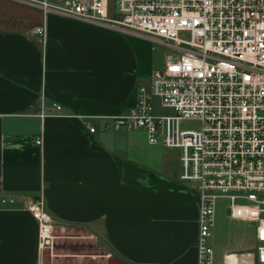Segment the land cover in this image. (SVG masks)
I'll list each match as a JSON object with an SVG mask.
<instances>
[{
    "label": "crops",
    "instance_id": "crops-1",
    "mask_svg": "<svg viewBox=\"0 0 264 264\" xmlns=\"http://www.w3.org/2000/svg\"><path fill=\"white\" fill-rule=\"evenodd\" d=\"M142 39L155 41L45 13L37 0H0V264H43L38 223L26 207L38 198L54 221L48 264H82L86 254L62 245L77 237L105 244L106 261L197 264L198 199L180 179L179 151L150 144L142 129L106 127L102 118L127 112L137 87L162 66L164 55L149 60ZM220 199L212 264L253 261L254 222Z\"/></svg>",
    "mask_w": 264,
    "mask_h": 264
},
{
    "label": "built area",
    "instance_id": "built-area-1",
    "mask_svg": "<svg viewBox=\"0 0 264 264\" xmlns=\"http://www.w3.org/2000/svg\"><path fill=\"white\" fill-rule=\"evenodd\" d=\"M37 2L45 13L136 30L168 48L148 84L137 87L135 104L102 116L105 126L142 129L150 144L179 151L180 179L198 199L197 264L213 262L209 237L220 198L254 222L258 243L253 261L229 258L226 264H264V0ZM183 120L198 127L182 128ZM26 207L38 223L39 247H50L54 221L44 201L30 199Z\"/></svg>",
    "mask_w": 264,
    "mask_h": 264
},
{
    "label": "rangeland",
    "instance_id": "rangeland-1",
    "mask_svg": "<svg viewBox=\"0 0 264 264\" xmlns=\"http://www.w3.org/2000/svg\"><path fill=\"white\" fill-rule=\"evenodd\" d=\"M144 42V48L146 52V57L149 58V60H153L155 63H159L162 61L163 55L166 51H168V48H166L165 45L161 44L160 42L154 41L152 39H142ZM162 113H171L170 109H162L160 110ZM181 127L182 128H197L198 122L194 120H183L181 121ZM224 199H220L219 202ZM53 233V231H52ZM54 236V235H53ZM82 237L72 238V239H65L66 241L62 243V245L65 247V249L71 251V252H77V253H83L86 254L87 258H84L81 262L82 264H107L106 258L109 256V249L108 247L99 242V243H89L87 241H83L80 239ZM54 239V237H53ZM85 240V239H84ZM54 242H52V245L50 247H45L42 249L43 251V264H48L50 257H51V251L54 247H57V245ZM72 263V262H71Z\"/></svg>",
    "mask_w": 264,
    "mask_h": 264
},
{
    "label": "water",
    "instance_id": "water-1",
    "mask_svg": "<svg viewBox=\"0 0 264 264\" xmlns=\"http://www.w3.org/2000/svg\"><path fill=\"white\" fill-rule=\"evenodd\" d=\"M107 264H126L116 256H110L107 260Z\"/></svg>",
    "mask_w": 264,
    "mask_h": 264
}]
</instances>
